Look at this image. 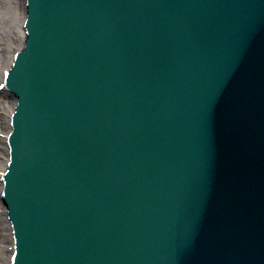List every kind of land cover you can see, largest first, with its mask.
Here are the masks:
<instances>
[{
  "label": "water",
  "instance_id": "obj_1",
  "mask_svg": "<svg viewBox=\"0 0 264 264\" xmlns=\"http://www.w3.org/2000/svg\"><path fill=\"white\" fill-rule=\"evenodd\" d=\"M120 0H114L112 1V3H114L113 6H115V9H112L111 12V18L113 19L114 17V11L116 10V8L118 7ZM147 3H151V0H146ZM192 2V0H188V2L183 6V8L186 7V5L190 4ZM159 3L163 6L165 11H168V9L166 8V1L165 0H159ZM218 3V0H208V1H203V3L197 8V11L200 12V10L205 9V11L203 13H199L197 15V21H194L195 23L198 24V35L199 36H206L208 33L210 34L212 31H214V33H216L217 31L215 30L216 27L218 26V23H215V16L218 12L221 11V8L224 7V5L222 6L219 5L217 7H214V12L213 14H215V16H213L212 12H210V6H216ZM43 11L47 12L48 10L43 9ZM185 13H189V11H185ZM192 15L188 14L186 16V18H191ZM212 24V26H210L209 28L207 27V24ZM125 25H122L120 27V29H123ZM141 31V30H140ZM142 32V31H141ZM203 41H206L205 39H203ZM197 44V43H196ZM219 44H217L216 46H218ZM226 49L223 48V51H225ZM198 57H203L202 54H198ZM46 62L50 63L47 64L46 66H40L38 70H43V77L41 78V80L37 83V87H35V92L38 95V100H39V105H43L44 103L47 105H50L49 101L52 100V102H55L56 108L58 109V107H61V105H65V103L67 102L68 98L67 97V93H66V85L67 83H69V81L67 82V78H66V70L68 69V62L64 61L63 58H58L56 60H52V61H48L46 60ZM106 60L104 61V65L106 64ZM200 63H203L200 62ZM111 71V78L108 77V73L105 70L99 69L98 72V81L101 83H106V85H108L107 87H103V85L97 86V88L99 90L103 89V91L107 90V94L105 96L102 95L103 98H106L109 96H114L113 100H117L118 98L124 97L125 93L128 92L131 89V85L128 82H124L123 79L121 81V79H119V77H121L115 67H111L110 68ZM105 73V74H104ZM105 78V79H104ZM110 82V83H109ZM99 83V84H101ZM125 83V85H123ZM115 84V85H114ZM123 85V86H122ZM115 93V94H114ZM40 95V96H39ZM44 101H43V100ZM141 112H149L147 109L145 108H140ZM64 111V110H62ZM50 121L53 123V116H50ZM49 121V123H51ZM51 123V124H52ZM110 136H107L106 139H108ZM114 137V136H113ZM116 137V136H115ZM220 183L222 184L223 181L220 180ZM223 185V184H222ZM71 197L69 198V201H71L70 206L66 207V209L64 210V216H58L57 214H55L53 216V222H59L60 224L56 223V227H58L59 229H63L62 230H69L70 225L73 223L74 220V214L76 212V207L78 204V198L76 196V193L73 191L71 194ZM118 196L120 197V194H118ZM66 197V195H62V198ZM83 207V205H80L79 208V212L81 214V216L79 217L80 219L85 218L84 216L86 215V213L84 212V210L82 211L81 208ZM106 224V222H104ZM61 225H64L62 227H60ZM104 229L107 232L108 226L104 227ZM109 232V229H108ZM123 235V232H121V230H119L118 233L114 234L113 236H111V238H115L118 237V239L120 238V236ZM108 238V237H106ZM125 240H126V236H125ZM146 250H150L151 247H145ZM85 252V250L83 251ZM87 253V254H86ZM86 253H84L82 255L81 253V257L82 259H77L76 260V264H80L81 262H84L85 264H92L94 261V258L97 256L96 254L92 253L91 251H87ZM116 253V252H115ZM76 258L77 255H75ZM100 262L102 264H113L111 263V257H110V253L107 251H103L100 253Z\"/></svg>",
  "mask_w": 264,
  "mask_h": 264
},
{
  "label": "bare ground",
  "instance_id": "obj_2",
  "mask_svg": "<svg viewBox=\"0 0 264 264\" xmlns=\"http://www.w3.org/2000/svg\"><path fill=\"white\" fill-rule=\"evenodd\" d=\"M10 22L9 25L6 27L4 26L2 22V18L9 16ZM0 31L1 34L4 32H7L8 40L5 41L3 35H0V66L5 64V56L7 51H11L13 45H18L21 40L20 36V21H21V15H22V0H0ZM9 100L5 99L2 94H0V133L3 132L4 127V119L6 116V113L9 111L10 107ZM3 120V123H2ZM4 153V148L1 144V138H0V167L3 165L2 156ZM2 216L0 215V223L3 222ZM3 228V226L0 225V230ZM3 231V229H2ZM5 236L0 235V264H7L8 254L5 250Z\"/></svg>",
  "mask_w": 264,
  "mask_h": 264
},
{
  "label": "rangeland",
  "instance_id": "obj_3",
  "mask_svg": "<svg viewBox=\"0 0 264 264\" xmlns=\"http://www.w3.org/2000/svg\"><path fill=\"white\" fill-rule=\"evenodd\" d=\"M1 16V15H0Z\"/></svg>",
  "mask_w": 264,
  "mask_h": 264
}]
</instances>
